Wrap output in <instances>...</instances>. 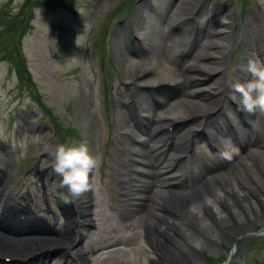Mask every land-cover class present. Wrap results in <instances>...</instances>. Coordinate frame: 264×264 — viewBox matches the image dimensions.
Wrapping results in <instances>:
<instances>
[{
  "label": "rangeland",
  "instance_id": "374dc122",
  "mask_svg": "<svg viewBox=\"0 0 264 264\" xmlns=\"http://www.w3.org/2000/svg\"><path fill=\"white\" fill-rule=\"evenodd\" d=\"M31 1H34L41 8L38 7L39 9L33 11V14H31L32 21H29L28 23L26 21L27 29H25L27 33L21 41V53L25 58V66L28 69V77L32 86L30 89L27 87L25 88V91L19 92V90L15 89V87H17V78L13 72L10 73V66L8 63L5 64L2 58L4 55L3 50L7 46L10 49H14L17 46L20 52V41L18 42L20 32H17V26L14 25H24V23L16 22L19 18L15 16V14L19 12V7L22 3H26L27 0H0V89L3 87L15 89L16 91L11 93V98L16 96L17 93L19 95V98L16 99L15 103L12 105L14 108L3 106L2 109H5V112L2 114L0 111V134H5L7 130H9V136L11 135L12 137V150L17 155V158L21 160L20 166L23 167V164L30 165L31 160H23L30 157L34 160L32 167L36 170H39V165H41L40 170L46 171V173L49 170H52L47 168L52 159L45 154L43 150L47 145H54L56 143H69L75 145L86 143L89 152H91L92 156L94 155L95 158L99 157L98 147L96 148L95 146L97 144L99 146L100 142L103 143L107 138L113 145V148H123L128 139L126 137H121L122 140H118L122 135L117 130V117L121 116L122 113L119 111L117 113L113 103L110 105V111L107 106L100 104L101 91L103 94L106 81L114 79V83L120 84V88L124 92L132 90V88L127 85L129 77L125 79V73L122 71V66L119 60V51L115 46L117 41L116 34L119 30L118 27L121 29H127L130 18L133 17V23L136 27L140 26L143 29L148 30V34H153L155 32H160L165 26L161 16L152 18L147 14L144 8L142 16H145L146 19L143 17L142 21H140L136 15L135 8L138 4H144L143 1L145 0H50L53 5L48 3L47 0ZM148 1L155 5L156 10L159 11L160 14L165 8H167L168 3H170L168 2L169 0ZM184 1H186L187 5L181 7L180 15L188 19L187 24H190L191 26L192 20H189L191 14L195 13L201 5H205L206 9L210 11L211 19L208 23V16H204L201 20L202 24L206 25L207 23L209 25L216 20L223 21L221 26L209 25L208 27L207 25V27L213 33L226 30L227 33H230L229 40L232 45L237 41L238 30L240 33L242 32L240 28L243 24L240 22L242 14L245 13V16L250 12L255 14L252 23L254 30H257V25H260L261 21L259 12H264V0ZM179 5L180 4L176 2L173 10L176 9L178 11L179 7L177 6ZM170 6H172V4H170ZM116 7V11H118L120 7H127L126 10H122L121 12L124 14L122 19L125 18V20L122 23L112 22V25H114L112 31H109L108 34L106 32L107 35L104 36L105 43H100L98 47L97 43L101 39V32L104 31L106 23L111 18L110 14L114 12ZM61 8L71 10L75 16H70L69 13L64 12ZM227 11H230L231 13L230 15L225 16ZM4 13H7V15ZM25 13L27 16V12ZM262 19H264V15ZM225 23H228V27L224 25ZM59 24L63 26V28H59ZM203 34L205 36V31ZM217 38L212 37L211 41L216 42L218 40ZM253 42L254 39H252L249 34H247V40L241 42L238 48V53L235 55L234 61L230 64L231 73H228V80H230L229 84L242 81L240 78L241 75L236 72V67L239 64L237 58L242 53H252L253 51L249 49L248 46L253 44ZM85 43L86 45L88 44V48L85 47ZM203 43L204 40H201L200 45ZM13 52L14 51L10 54L12 55ZM209 52L212 51L209 50ZM263 54L264 48L261 49L259 54L257 53L254 56L247 55L246 58L250 60L258 55L259 59H263ZM14 60L16 66L22 68L21 64L23 61H19L17 57H15ZM224 73L225 72L222 71L221 75ZM185 77L187 81L191 83L195 78L191 72L186 73ZM221 77L223 76H220V78ZM111 83L112 82H108L107 84L111 85ZM34 87L39 93V105L42 104L44 108L37 104L36 98L38 97V94L34 95V98L31 94L33 93ZM112 91L113 87L110 93L111 100L113 98ZM181 92L183 94L184 91L179 92L177 90L175 92L176 94L180 93L179 98H182ZM9 98L10 93L9 96H6L3 95V92L0 90V107L3 105V99L6 101ZM212 105L213 102L211 107ZM6 111H12L14 117L17 113L18 116L16 119L18 122L9 125L8 121H6L7 116L4 115ZM98 112L101 113L102 117L99 114H96ZM98 119H103L104 123H100ZM56 125L61 126V130H59ZM189 128L199 130V127L196 124L191 125L185 130L186 135H188L187 132ZM67 129H77L78 134L73 131L75 134L74 136L69 132L67 135L65 134L67 138L63 139L64 134H62V130ZM199 143L202 142L199 141ZM182 150H184V147ZM40 153H44L46 156H43V154L38 156ZM110 160L113 162L114 158L110 157ZM37 161L40 162V164L37 165ZM0 165L2 166V162ZM251 165L254 168V172L257 173V175H260L264 163H251ZM8 170H11V172L7 173L8 176L6 179L8 187H10L9 192H11L14 189V184L16 186L18 181L20 183L21 177L19 179L15 178L14 183L11 182L14 174H16V166L12 164ZM22 173L23 171L20 170L19 175ZM241 175L247 177L248 175H251V172L247 169H242ZM107 181L108 180L106 179V182ZM26 186L31 195L35 196V201L40 208L41 204L38 188L34 186L29 188V185ZM17 187L21 186L18 184ZM97 189H99V196L103 204L102 210L106 211L107 199L113 198V194H111L112 183L106 188ZM0 193V196L4 195L6 189L0 188ZM245 193L247 194V199L257 205L262 202V199L264 200L263 189H261L260 192H258V190H245ZM36 196H38V198ZM231 200L233 201V204H236L234 207L237 211V216L241 217L242 209L240 207L245 205V203L249 204V202H242L239 197H233ZM1 205L2 203L0 204V207ZM115 205L116 204H114V208H116ZM212 206H214L213 203ZM86 225L87 223L81 224V226L85 227ZM119 226V240L127 238L128 232H130V237L138 240L136 232L139 230L140 226H134L135 228L132 229L128 222L126 227L129 226V230L122 227L121 222H119ZM58 227H61L60 223ZM191 227L192 226L184 229V231L189 234V239H186L185 241L189 245L195 244L196 247H199L204 239L202 236L192 232L190 229ZM210 231L216 232L219 231V229L212 223L210 224ZM83 232L85 233V228ZM251 233L252 232H250V234ZM63 234L64 231L59 232L57 237L63 238ZM250 234L248 233V237H245L246 240L244 239L245 241H242L244 244L241 249L246 250L245 263L264 264V233L257 236ZM238 236H240V232H235L233 235L229 236L231 238L226 240L220 239L219 244L212 249L204 247L202 249V255L211 253L214 255L212 257H215L213 260L209 258L206 259V264H212L213 262H215L214 264H242L243 259L240 256L241 249L239 248L232 254L233 250L231 245L227 248L225 247L226 244H224V242L230 244L231 239L240 242ZM252 236L255 238H252ZM204 237L209 236L207 233H204ZM66 238L74 240L73 236L68 235ZM92 238L93 237L91 236L90 239ZM249 238H252V240H250L252 243L248 242ZM256 238H261L262 240L260 241L262 242H259ZM111 242L113 241L107 240L104 244ZM102 243L103 242H99V244ZM77 244H79V242H76L74 247ZM249 244L250 246L248 249ZM80 247L83 249L84 243H80ZM184 250L186 251V249ZM78 251L79 247L73 250L68 249V254L73 257L75 264H84L80 262L82 259L76 258V255L82 258L80 254L77 253ZM129 254L130 258H132L134 253L131 252ZM126 257L127 254L121 258H113L109 261L105 260V262H99H103V264H129ZM132 263L139 264L138 261ZM91 264H98V262L94 260ZM180 264H203V259L202 261H196L193 263H188L183 260Z\"/></svg>",
  "mask_w": 264,
  "mask_h": 264
},
{
  "label": "bare ground",
  "instance_id": "6f19581e",
  "mask_svg": "<svg viewBox=\"0 0 264 264\" xmlns=\"http://www.w3.org/2000/svg\"><path fill=\"white\" fill-rule=\"evenodd\" d=\"M184 5L187 4H185V1H182L180 7ZM141 6L142 5L136 7V14L139 16L143 13V8ZM180 7L178 11L176 10L177 13L173 12L170 14L165 10L163 13V20L169 21L172 25H177V30L182 29V32L176 33L177 30H172L171 32L158 34L157 38L153 40V43L147 44L143 53L151 56L148 63H145L148 57L144 54L141 55L142 53L140 56H144V58H139L137 62L129 61L123 54H121V56H123L125 61L119 58L125 73L127 74L129 71H132L134 78L138 81L136 85L137 93L143 94L146 92L148 95L158 94L157 99H159L162 106L176 101L178 97L167 94L160 88L165 84L180 86V74L182 71L185 72L190 68L196 72L197 80L193 87L197 89L191 90L189 93L195 95V91H203L202 101L183 98L176 103L175 107H173V111L172 108L169 113L164 112L163 114H159L157 121L149 120L150 127L153 129L157 127L154 136L158 139L163 138V131L166 130L168 122L170 123L173 120L178 121L182 119L187 121L195 117L189 120V123L192 124L197 121L201 124L202 122L198 121V117L206 116L215 109L206 104V98H210V101L213 96H216V100H218L223 95V90L220 91V88H218L217 80H203L207 76L210 77L211 74H217L215 75L217 77L220 73L221 65L224 61V54L229 49V42L227 41L229 34L226 31H221L219 33V41L215 42L213 47L211 45L212 41L205 38V43L201 46V51L193 56L190 64L183 66V69L178 71L177 67L181 61L176 60V56L173 54L176 48L175 43L178 41V46H181L180 54L185 52L187 46L190 52L193 47L192 45H194L192 42L194 37L191 31L188 32L184 27L187 19H182L180 17ZM196 19L199 21L201 17L198 16ZM253 19V15L247 16L243 35L249 34L251 38L254 35L255 37L252 39H257L255 46L257 49H260L262 46L259 38L260 32L258 30L255 33L253 32ZM262 25L261 34H264V22ZM209 48L213 50L210 54L207 53ZM120 51L122 53L121 49ZM159 52L161 55L163 53L164 64L168 63V65L162 64L161 67H157V73L152 77L153 79L147 80L149 79L147 76L152 73L154 66H157V61L160 62V60H158ZM128 54H131L132 57L135 56L132 51H128ZM141 63L144 64L141 65ZM172 67H174V69H172ZM204 70L207 72L203 75ZM227 91L229 95H233L232 98L235 96L236 101H238L239 94L235 93L233 88H228ZM119 105L120 100L117 103V106ZM223 107H225L224 109L228 114L231 113L229 112V108H232L231 105H224ZM143 112L153 116L155 110ZM213 114L216 115V122L219 121L218 123L223 125L221 126L220 134H225L222 135V139L218 136L213 138L216 144L219 143L220 140L225 141V137L229 136V129L226 128V125L220 120V116H218L216 110ZM229 121L227 120V122ZM235 122H237L235 132L241 129L239 133L240 141H243V144H245V142L247 143V132L249 131L240 127L239 124L241 121H237L236 118ZM252 133L253 132H251L249 138H251ZM131 134L138 149L130 151L127 157L129 171L124 174L126 178L125 196L128 202L126 210L129 218L134 221V225H139L144 230L143 239H141L138 244L132 237L126 238L122 243L123 248L106 250L101 253V256L104 255L105 260L109 261L113 258H121L127 254L126 259L129 264H133L132 262L135 261L141 262V264H177L182 260L193 263L201 259L200 252L203 246L212 249L218 245L219 236L224 239L231 232H241L245 235L249 230L257 233L255 232L256 226L264 224V200L262 199V202L257 205L248 200L247 194L245 193V190H258V192H260L261 189L264 190V166L261 168L260 175H257L251 165V163H264V145H256L254 149H249L243 157L229 155L230 152H224L227 153H223L222 156L223 165L225 167H231L238 162L227 174L225 173L226 170L216 172V170H208L203 166L198 167V175L202 184L192 192H186L183 191L184 189H182V186L171 179L175 177V175H173L175 173L174 170L178 166L175 161L180 162L181 155L185 153L180 151L184 133L179 134L177 140L174 139V148L167 151L166 159L163 160L161 158L162 154L166 151L161 150V148L156 149L154 152L156 159L154 161H151L148 153L145 152V147L149 146V142H147L146 139H141L142 137L140 135H136L132 132ZM190 140L191 143L194 141L193 138ZM159 143L165 146V142L160 141ZM170 152H172V154H169ZM134 157H138L139 159L136 160ZM134 162L140 163L145 169L141 171L134 170ZM242 169L249 170L251 175L247 177L242 176ZM152 184L156 186L158 191L151 195ZM233 197H239L242 202H249V204L245 203V205L239 206L242 209L241 217L237 216V211L234 207L236 204H233L231 200ZM5 201L7 206L9 201L8 197L5 198ZM75 201H79L84 207V210H82L85 217H87L88 212L90 215V207L93 204L95 208L93 214L96 216L95 220L98 221L99 224L98 231L101 232L102 230L112 227L108 218L99 210L97 201L90 195H84L83 197L79 195V197L75 198ZM211 203H214V206H212ZM128 207L132 208V211H129L127 209ZM3 209L6 214L0 216V253H12L14 256L22 258L37 252L39 253L47 248H61L68 244L66 240L62 239L35 238L30 240L29 238H13L7 236L5 234L6 231L4 232L1 226V221L3 217L8 219V211L4 207ZM143 216H145L144 219H142ZM87 218L90 219V217ZM107 223H109V225H107ZM212 223H215L219 229V231H216L217 233L210 231V224ZM190 226H192L191 230L198 231L199 233H208L209 237H204V243H200L199 247H196L195 244L188 245V243H185L187 245L185 248L188 252V254H186L178 240L189 239V234L186 233L184 229ZM262 231L264 230H261V232ZM146 238L152 241V247L146 242ZM233 248L234 251L238 249V244L233 243ZM131 252L134 253L132 258H130L129 254ZM38 264H45V262L38 259Z\"/></svg>",
  "mask_w": 264,
  "mask_h": 264
},
{
  "label": "clouds",
  "instance_id": "9594fccd",
  "mask_svg": "<svg viewBox=\"0 0 264 264\" xmlns=\"http://www.w3.org/2000/svg\"><path fill=\"white\" fill-rule=\"evenodd\" d=\"M246 71L251 79L232 85L234 92L239 94L237 103L246 113L264 112V61L258 57L248 60ZM43 151L53 161L50 167L60 177L59 186L71 197H79L91 188L90 173L97 166V160L89 153L86 143H56L47 145Z\"/></svg>",
  "mask_w": 264,
  "mask_h": 264
}]
</instances>
